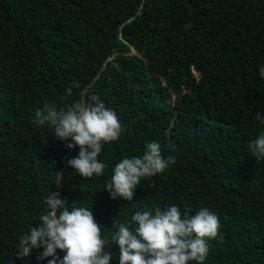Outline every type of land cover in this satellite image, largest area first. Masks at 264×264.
<instances>
[{
	"label": "trees",
	"instance_id": "obj_1",
	"mask_svg": "<svg viewBox=\"0 0 264 264\" xmlns=\"http://www.w3.org/2000/svg\"><path fill=\"white\" fill-rule=\"evenodd\" d=\"M262 65L264 0H0V264H49L43 248L16 254L53 193L92 210L105 236L137 211L206 207L221 227L204 264H264V160L249 150L264 132ZM90 94L124 131L103 145L104 174L84 179L67 164L79 147L35 112ZM149 142L175 165L112 199L115 165ZM106 250L119 264V246Z\"/></svg>",
	"mask_w": 264,
	"mask_h": 264
},
{
	"label": "clouds",
	"instance_id": "obj_2",
	"mask_svg": "<svg viewBox=\"0 0 264 264\" xmlns=\"http://www.w3.org/2000/svg\"><path fill=\"white\" fill-rule=\"evenodd\" d=\"M259 74L264 78V65ZM67 94H72L71 88ZM256 119L264 124V114L257 113ZM35 122L54 128L56 138L70 140L66 144L69 149L79 147L78 155L67 164L84 179L104 174L106 165L98 159L103 145L117 141L124 131L117 113L95 94L62 109L46 103L35 112ZM249 150L257 163L264 160V132ZM175 163L174 156L162 155L158 143H146L141 157H126L115 165L105 189L114 200L131 201L142 179L163 174ZM46 204L48 210L40 216L39 226L19 237L17 258L24 259L33 249L43 248L37 259L52 257L49 264H111L112 253L106 249L115 243L120 249L119 264H204L208 241L218 237L221 227L218 215L210 209L202 206L191 215L192 209L185 203L183 212L172 205L156 207L154 214L137 211L130 223L115 220V231L105 236L89 208L73 206L70 210L59 193L47 197ZM58 249L64 253L62 257L57 255Z\"/></svg>",
	"mask_w": 264,
	"mask_h": 264
},
{
	"label": "rangeland",
	"instance_id": "obj_3",
	"mask_svg": "<svg viewBox=\"0 0 264 264\" xmlns=\"http://www.w3.org/2000/svg\"><path fill=\"white\" fill-rule=\"evenodd\" d=\"M110 60H112V59H110Z\"/></svg>",
	"mask_w": 264,
	"mask_h": 264
}]
</instances>
